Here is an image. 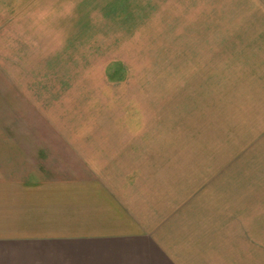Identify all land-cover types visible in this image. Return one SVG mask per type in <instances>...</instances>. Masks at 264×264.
I'll return each mask as SVG.
<instances>
[{"label":"rangeland","instance_id":"obj_1","mask_svg":"<svg viewBox=\"0 0 264 264\" xmlns=\"http://www.w3.org/2000/svg\"><path fill=\"white\" fill-rule=\"evenodd\" d=\"M12 3L27 33L36 25L44 65L13 76L53 85L42 90L58 101L43 106L69 137L138 147L133 174L154 177L174 203L194 202L199 176L213 167L259 185L264 0Z\"/></svg>","mask_w":264,"mask_h":264},{"label":"crops","instance_id":"obj_2","mask_svg":"<svg viewBox=\"0 0 264 264\" xmlns=\"http://www.w3.org/2000/svg\"><path fill=\"white\" fill-rule=\"evenodd\" d=\"M13 6L0 0V264H264V176L213 167L174 203L133 174L138 147L69 137L43 106L53 85L13 76L44 66Z\"/></svg>","mask_w":264,"mask_h":264}]
</instances>
